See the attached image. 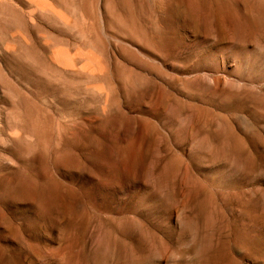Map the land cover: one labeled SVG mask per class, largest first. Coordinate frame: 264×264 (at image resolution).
<instances>
[{
    "label": "rangeland",
    "instance_id": "1",
    "mask_svg": "<svg viewBox=\"0 0 264 264\" xmlns=\"http://www.w3.org/2000/svg\"><path fill=\"white\" fill-rule=\"evenodd\" d=\"M0 264H264V0H0Z\"/></svg>",
    "mask_w": 264,
    "mask_h": 264
}]
</instances>
